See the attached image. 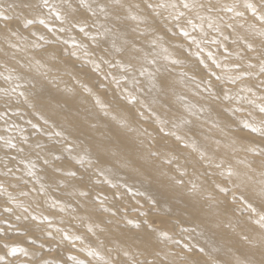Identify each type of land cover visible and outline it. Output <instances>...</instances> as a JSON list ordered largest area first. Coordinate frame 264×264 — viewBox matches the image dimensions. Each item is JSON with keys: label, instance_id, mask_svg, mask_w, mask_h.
<instances>
[{"label": "clouds", "instance_id": "1", "mask_svg": "<svg viewBox=\"0 0 264 264\" xmlns=\"http://www.w3.org/2000/svg\"><path fill=\"white\" fill-rule=\"evenodd\" d=\"M0 264H264V0H0Z\"/></svg>", "mask_w": 264, "mask_h": 264}]
</instances>
